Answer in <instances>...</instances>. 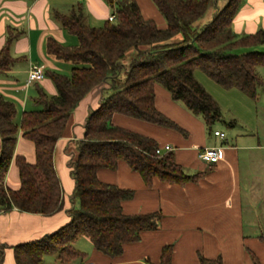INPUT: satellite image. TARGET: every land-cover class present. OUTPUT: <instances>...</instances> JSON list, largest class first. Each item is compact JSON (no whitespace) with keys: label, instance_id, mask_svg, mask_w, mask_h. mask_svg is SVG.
<instances>
[{"label":"trees","instance_id":"trees-1","mask_svg":"<svg viewBox=\"0 0 264 264\" xmlns=\"http://www.w3.org/2000/svg\"><path fill=\"white\" fill-rule=\"evenodd\" d=\"M108 1L116 18L107 19L100 27L86 21L82 5L67 14L55 13V19L77 38V43L66 45L48 37L47 53L73 65L70 74L44 72L56 93L51 95L39 88L34 101L42 105L41 109L25 110L18 122L16 104L0 95V212L17 208L51 215L64 207L54 166L57 142L80 102L103 87L101 101L90 110L83 137L69 161L75 180L71 199L75 203L73 199L78 198L79 206L69 209V222L55 232L16 245V264H44L46 255H56L65 264H84V253L75 246L81 236L114 258L123 253L126 244L139 241L143 231L158 228L159 212H124L123 202L131 199L134 191L102 181L98 176L101 169L115 170L123 161L141 175L146 185H151L155 177L183 185L202 176L188 174L172 151L157 153L155 139L113 124V115L120 113L183 130L156 108L155 84L165 87L175 101L201 116L208 126L222 119V109L196 78V71L253 99L264 86L258 72L264 66V52L248 50L264 44V30L240 35L232 27L242 0H222V7L221 0H152L166 21L165 28L146 19L136 0ZM212 4L217 7L212 19L197 27L196 22ZM19 35L17 29H9L0 50V72L10 70L17 61L11 45ZM179 35L180 40L172 41ZM19 136L33 144L34 162L16 154ZM13 159L20 176L16 190L5 183ZM250 254L254 264H261L252 251ZM172 255L173 245H164L157 264H173ZM199 260L201 264H223L221 257L199 255Z\"/></svg>","mask_w":264,"mask_h":264},{"label":"crops","instance_id":"crops-1","mask_svg":"<svg viewBox=\"0 0 264 264\" xmlns=\"http://www.w3.org/2000/svg\"><path fill=\"white\" fill-rule=\"evenodd\" d=\"M136 1L146 19L154 20L160 28L166 27L152 0ZM77 5H82L86 21L95 27L102 26L113 13L108 0H0V50L9 29L20 32L11 45L17 61L10 70L0 72V95L16 104L18 122L25 110H31L27 109L29 102L37 105L34 99L39 88L51 95L56 93L52 80L46 76L28 83L32 66L44 72L71 71V65L47 53L46 41L52 37L66 45L77 43L55 19L56 12L67 14ZM223 5L224 1H219V6ZM232 27L240 35L264 30V0H242ZM154 90L156 108L183 130L120 113L113 115V124L149 136L159 147L172 146L175 161L188 174L202 176L183 185L155 177L151 185H146L141 175L123 161L115 170H99L102 181L134 191V196L123 202L125 213L159 212L161 218L157 229L143 231L139 241L126 244L123 253L114 258L98 251L86 237L92 245L78 248L84 253V264H157L162 247L168 244L173 245V264H201L199 255L208 259L221 257L223 264H254L250 251L264 264V91L259 89L256 99L233 91L243 103V110L233 118L222 115L221 120L208 126L201 116L175 101L162 85L155 84ZM102 94L103 87H99L80 102L55 147L54 166L63 190V209L51 215L17 208L0 212V264H16V245L55 232L69 222V209L76 207L71 199L75 180L69 161L77 141L83 137L87 116L99 105ZM233 121L235 124L231 125ZM205 147H222L223 158L217 163L201 160L198 152ZM15 152L29 162L35 160L33 144L21 136ZM5 183L10 189L20 187L15 159Z\"/></svg>","mask_w":264,"mask_h":264},{"label":"rangeland","instance_id":"rangeland-1","mask_svg":"<svg viewBox=\"0 0 264 264\" xmlns=\"http://www.w3.org/2000/svg\"><path fill=\"white\" fill-rule=\"evenodd\" d=\"M216 10H217V7L214 4L210 5L206 14L200 20H198L196 22V26L202 27L205 23L209 22L212 19L213 14L216 12ZM69 36L74 39V43L77 42V40L74 36H72V35H69ZM180 39H181V36L179 35L176 38H174L172 41H177ZM248 50H257V51L264 52V44L259 45L255 48L248 49ZM62 62L68 63V65H71V66L73 65L71 62H67V61H62ZM125 63L128 64L129 61L126 60ZM64 72H65L64 74H70V71H64ZM258 72L260 73V75L262 76V78L264 80V66L259 67ZM195 76L202 83V85L206 88V90L220 104L221 109L223 111V116L225 119L226 118H233L235 113L236 114L238 112L240 113L243 110V109H241L243 107V103L239 100V97L237 96V94L235 92H233V91H241V90H239V89L237 90V88H234L235 90L234 89H232V90L226 89V88L218 85L215 81L210 79L206 74L202 73L199 70L195 72ZM163 88L166 89L165 87H163ZM259 89H260L259 92L264 91V86L260 87ZM178 103H180V105H183L181 102H178ZM41 108H42V105H39V104L34 105L32 102H29V106L27 109H41ZM220 123L225 130H228V128H226L225 124H223L222 122H220ZM73 200L75 201L76 207H78L79 206L78 198H75ZM87 245L89 246L92 244L84 236H81L77 240V242L75 243V246L77 248H80V249H85V247H87ZM44 264H65V263L58 260L56 255H46V256H44Z\"/></svg>","mask_w":264,"mask_h":264},{"label":"built area","instance_id":"built-area-1","mask_svg":"<svg viewBox=\"0 0 264 264\" xmlns=\"http://www.w3.org/2000/svg\"><path fill=\"white\" fill-rule=\"evenodd\" d=\"M116 18L115 14L112 13L108 20L114 21ZM45 77V73L42 69H40L38 66H32L28 73V83H33L35 81H40ZM216 135H219L221 137L224 136V133L221 131H215ZM173 148L170 145H166L165 147H159L157 149V153H163L164 151H172ZM224 156V151L222 147H205L199 150L198 157L207 162V163H217L219 162ZM86 264H94L92 262L86 263Z\"/></svg>","mask_w":264,"mask_h":264}]
</instances>
